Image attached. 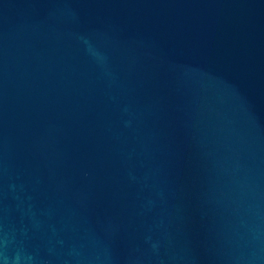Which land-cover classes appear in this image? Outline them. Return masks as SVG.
<instances>
[{"label":"water","instance_id":"95a60500","mask_svg":"<svg viewBox=\"0 0 264 264\" xmlns=\"http://www.w3.org/2000/svg\"><path fill=\"white\" fill-rule=\"evenodd\" d=\"M0 264H264V0H0Z\"/></svg>","mask_w":264,"mask_h":264}]
</instances>
